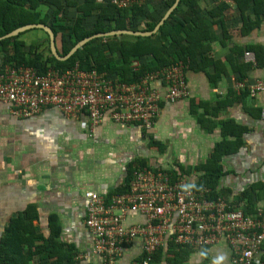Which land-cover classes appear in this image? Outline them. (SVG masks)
I'll use <instances>...</instances> for the list:
<instances>
[{"label":"crops","instance_id":"1","mask_svg":"<svg viewBox=\"0 0 264 264\" xmlns=\"http://www.w3.org/2000/svg\"><path fill=\"white\" fill-rule=\"evenodd\" d=\"M69 1L79 4L84 0ZM181 1L174 0L168 8L173 0H131L127 8L119 10L140 7L143 12L130 24L138 31H123L150 34L143 37L157 35ZM198 1V16L191 21L196 26V21L205 20L209 26L213 19L207 12L216 4L213 0ZM219 1L229 7L217 20L221 24L212 27L215 40L206 41L210 46L206 57L212 64L200 67L199 61L190 67L186 63L188 95L176 102L162 100L160 115L150 131L137 124H116L107 117L93 128L85 116L72 119L51 109L22 118L0 104V228L34 204L40 214L36 224L45 235L51 215L58 218L62 240L78 250V264H104L103 258L94 253L92 235L85 227L86 194L94 192L110 200L113 195L109 196L126 183L128 167L136 161H146L150 168L174 174L187 186H195L200 181V169L225 140L227 150L234 152L222 161L217 193L249 215L264 212V93L251 96L247 90H236L237 82L251 85L264 79V61L258 65L255 56L256 50L264 56V17L257 24L252 9L247 10L251 23L246 24L231 0ZM179 11L192 16L187 5H181ZM69 14L76 16L74 12ZM96 17L87 22L94 23ZM155 23L153 31L144 32ZM28 36H23L28 45L46 39L26 40ZM130 36L142 37H116ZM247 52L253 54V62L245 57ZM215 62L222 65L216 69ZM152 85L162 92L167 90L163 81ZM247 191L251 202L242 200ZM249 202L251 206H246ZM142 222L144 219L134 214L126 218L127 225ZM160 248L164 253L151 257L150 264H234L232 250L224 242L187 250V258L181 261H168L169 251L175 256L173 246ZM147 258L142 240L136 239L125 247L116 264H142ZM263 258L264 245L256 264H264Z\"/></svg>","mask_w":264,"mask_h":264},{"label":"built area","instance_id":"2","mask_svg":"<svg viewBox=\"0 0 264 264\" xmlns=\"http://www.w3.org/2000/svg\"><path fill=\"white\" fill-rule=\"evenodd\" d=\"M110 2L120 9L131 4V0ZM245 57L254 61L251 53ZM0 66V104L22 118L51 109L72 119L85 116L93 128L107 117L116 124H137L150 131L160 115L162 100L176 102L188 95L187 65L182 61L135 84L109 80L78 67L66 71L50 67L40 74L24 65ZM154 81H163L167 90L153 87ZM236 90H247L251 96L262 94L264 79L251 85L237 82ZM134 176L128 193L113 195L108 201L94 192L86 194L85 225L92 235L94 253L104 264H116L125 245L136 239L142 240L148 256L142 264H150L151 254L168 242L194 249L224 242L232 250L234 264H256L264 244V212L248 215L222 197L211 198L207 188L181 190L186 184H171L169 176L161 172L144 169ZM128 214L142 217L144 222L127 225Z\"/></svg>","mask_w":264,"mask_h":264},{"label":"trees","instance_id":"3","mask_svg":"<svg viewBox=\"0 0 264 264\" xmlns=\"http://www.w3.org/2000/svg\"><path fill=\"white\" fill-rule=\"evenodd\" d=\"M213 1L216 6L207 12V17L213 19L209 26L205 20L199 19L195 22L196 26L191 21L196 19L193 18L194 16H198L195 11L199 9L198 0H182L180 6L187 5L192 16L181 14L179 6L172 17L160 28L157 35L130 36V39H119L116 36L95 38L68 60L59 61L52 54L49 36L43 30L34 29L17 37L2 38L24 26L44 24L49 26L56 36L59 55L66 57L79 42L94 35L117 30L138 31L130 24L135 22L143 10L140 7L119 10L107 0H84L79 4L69 0H0V39H2L0 41V65H24L34 68L40 74H44L50 67L61 71L78 67L82 71H95L104 78L127 84H135L146 75L175 64L177 61L187 63L190 67L200 61V67L203 65L206 67L212 64L211 60L206 57L210 49L206 41L215 40L212 27L221 24L222 21L217 22V20L229 7L223 2L219 3V0ZM231 1L241 14L242 20L247 22L246 24L251 23L246 17L247 10L252 9L257 17V24L258 20L264 17V0ZM173 3L174 0L170 3L171 5H167L168 8ZM71 12H74L76 16H70ZM94 15L97 16L96 21L87 22L91 21ZM176 18L181 19L177 21ZM157 24L149 25L144 32L153 31ZM33 31L44 32L46 39L28 45L23 40V36ZM156 38L159 40H155ZM150 56H153V59ZM255 56L257 64L262 65L261 60L264 61V56L257 53V50ZM230 58L231 56L228 57ZM137 62L140 64L137 65ZM221 65L218 62L214 63L216 69ZM224 135L226 138L225 133ZM224 145L225 148L222 147ZM224 145L217 146L207 165L200 169L199 183L195 186H183L181 190L199 191L207 188L211 191V198L220 197L217 190L223 175L222 161L234 152L227 150L226 140ZM139 169L150 170L155 174L159 172L167 174L171 184L181 181L174 174L150 168L146 161H136L128 167L126 183L109 197L128 193L135 177V171ZM250 195V191H247L243 194L242 200L248 199L251 202ZM250 202L249 205L246 203V206H251ZM39 220L38 207L31 204L17 216L8 219L7 224L0 228V264H78L79 261L76 260L78 250L72 244L62 240L58 218L53 215L49 218L48 235H45L46 232L44 233L42 228L36 224ZM85 227L88 230L86 225ZM88 232L90 233L89 230ZM168 244L176 248L173 251L175 256L172 251L168 252L170 254L168 261L185 260L188 255L187 250L192 251L189 246H175L171 242ZM163 253L162 248H159L151 255L155 257ZM157 259L159 260L160 257Z\"/></svg>","mask_w":264,"mask_h":264},{"label":"water","instance_id":"4","mask_svg":"<svg viewBox=\"0 0 264 264\" xmlns=\"http://www.w3.org/2000/svg\"><path fill=\"white\" fill-rule=\"evenodd\" d=\"M169 16V15H168ZM167 18H165L164 20L161 21L160 25L157 27V29H159V27L165 22ZM32 29H43L44 31H46L50 37V48H51V52L52 54L59 60V61H66L68 60L70 57H72L79 49H81L85 44H87L88 42H90L91 40L95 39V38H100V37H110V36H120V35H134V36H148L150 35L149 33H134V32H130V31H114V32H109V33H105V34H98V35H94L92 37L86 38L83 41L79 42L70 52L66 57H61L58 52H57V48H56V41H55V35L54 32L46 25H42V24H35V25H27L24 27H21L15 31H13L12 33L6 35L4 38L2 39H7V38H11V37H17L20 34L32 30ZM0 39V41L2 40Z\"/></svg>","mask_w":264,"mask_h":264},{"label":"rangeland","instance_id":"5","mask_svg":"<svg viewBox=\"0 0 264 264\" xmlns=\"http://www.w3.org/2000/svg\"><path fill=\"white\" fill-rule=\"evenodd\" d=\"M39 38H46L45 33L41 31H33L29 33V36L26 38V40L36 41Z\"/></svg>","mask_w":264,"mask_h":264}]
</instances>
